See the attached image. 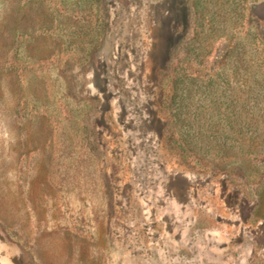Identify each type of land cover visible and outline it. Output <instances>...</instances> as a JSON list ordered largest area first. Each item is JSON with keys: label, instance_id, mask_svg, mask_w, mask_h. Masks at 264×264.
<instances>
[{"label": "rangeland", "instance_id": "374dc122", "mask_svg": "<svg viewBox=\"0 0 264 264\" xmlns=\"http://www.w3.org/2000/svg\"><path fill=\"white\" fill-rule=\"evenodd\" d=\"M0 264H264V0H0Z\"/></svg>", "mask_w": 264, "mask_h": 264}, {"label": "trees", "instance_id": "16d2710c", "mask_svg": "<svg viewBox=\"0 0 264 264\" xmlns=\"http://www.w3.org/2000/svg\"><path fill=\"white\" fill-rule=\"evenodd\" d=\"M181 80H183V79H181ZM190 82L194 83L195 80H190ZM188 94L189 93H182V94L178 93V94H176V97L178 96L177 100H178V102H180V103H178V107H176V109L178 110L176 112V115L178 116V120L180 121L182 126L187 125V126H190L192 128L193 127L192 122L196 119V117L190 118L189 116H187V114L189 113L188 106L187 105L183 106V104H182L185 100L188 99Z\"/></svg>", "mask_w": 264, "mask_h": 264}]
</instances>
